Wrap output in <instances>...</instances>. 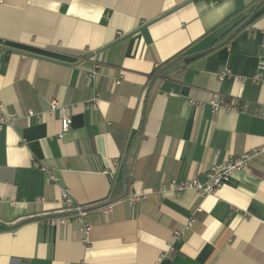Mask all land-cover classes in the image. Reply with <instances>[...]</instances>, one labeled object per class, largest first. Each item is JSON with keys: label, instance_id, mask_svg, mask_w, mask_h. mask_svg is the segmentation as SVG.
Segmentation results:
<instances>
[{"label": "crops", "instance_id": "obj_1", "mask_svg": "<svg viewBox=\"0 0 264 264\" xmlns=\"http://www.w3.org/2000/svg\"><path fill=\"white\" fill-rule=\"evenodd\" d=\"M256 1L0 0V117L17 116L0 124V264H264V150L213 193L171 189L264 148V5L216 45ZM215 94L241 110L213 112ZM52 98L71 109L61 138ZM63 191L87 235L57 221Z\"/></svg>", "mask_w": 264, "mask_h": 264}, {"label": "built area", "instance_id": "obj_2", "mask_svg": "<svg viewBox=\"0 0 264 264\" xmlns=\"http://www.w3.org/2000/svg\"><path fill=\"white\" fill-rule=\"evenodd\" d=\"M93 66L89 70H87V74L89 77L95 76L102 71V66L99 61L93 59ZM229 71L224 69L218 73V78L222 79L225 77ZM252 80L257 81L260 80L264 83V45L261 46L260 52L258 55V63H257V71L255 75L252 77ZM120 80L116 79L115 83H119ZM188 103L190 105H194L196 107L202 106L204 103L198 100L189 99ZM207 104L210 106L213 112L218 111L219 109H224L226 111L231 110H241L242 106L237 101L228 99L224 100L220 95L215 94L211 98L208 99ZM50 113H54L60 124L59 131L57 133V137L61 138L65 133H67L72 125V115L71 109L69 106L61 104L57 98H52L49 102ZM30 114L32 112L30 111ZM260 117L264 118V111H259L256 113ZM17 116L14 113L2 114L0 117V124H9L14 125L16 122ZM264 150V148H253L240 156L226 158L219 163L212 164L206 171V179L205 181H200L198 178L187 179L185 181H177L174 180L172 183L171 189L176 193H181L188 189L195 190L200 195L213 193L223 182L227 181L229 177L235 171L239 169H243L247 167L250 159L257 153ZM32 166L34 168H40L38 162H33ZM44 169L43 167H41ZM48 174L49 180H55V177L51 174ZM165 188L163 185H160L157 188V192L164 191ZM147 196V193L144 191L138 192H129L124 196V200L129 204H134L140 200H144ZM62 202H63V211L65 212V216L57 219L59 223H63L68 221L69 219H76L82 223V232L87 235L91 229V226L84 219L83 206L75 203L68 195L66 191L62 192ZM112 204H107L101 207V211L104 213H108L111 211ZM194 214L178 229L173 230L172 239L173 241L180 240L183 235L191 228L192 223L194 222Z\"/></svg>", "mask_w": 264, "mask_h": 264}, {"label": "trees", "instance_id": "obj_3", "mask_svg": "<svg viewBox=\"0 0 264 264\" xmlns=\"http://www.w3.org/2000/svg\"><path fill=\"white\" fill-rule=\"evenodd\" d=\"M264 5V0H258L255 2L253 8L251 9V11L249 12V14L243 19L241 20L236 26H234L233 28H231L228 32H226L222 38H220V41L216 44L221 45L224 43H227L230 38L236 33V31L243 26L244 24L248 23L250 20H252L254 18V16L256 15V13L258 12L259 8ZM168 64V63H167ZM167 64H165L164 66L157 68L155 70H153L152 75L153 76H158L159 74H161V72H163V70L166 68ZM126 194V193H125ZM124 194V196H125ZM120 198V197H119ZM83 206V205H82ZM83 209L85 210L84 206Z\"/></svg>", "mask_w": 264, "mask_h": 264}]
</instances>
